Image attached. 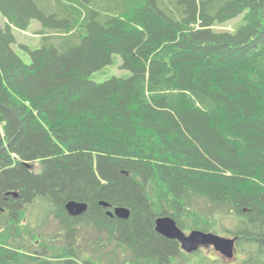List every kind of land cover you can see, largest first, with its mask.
Segmentation results:
<instances>
[{
  "label": "trees",
  "instance_id": "1",
  "mask_svg": "<svg viewBox=\"0 0 264 264\" xmlns=\"http://www.w3.org/2000/svg\"><path fill=\"white\" fill-rule=\"evenodd\" d=\"M0 264H264V0H0Z\"/></svg>",
  "mask_w": 264,
  "mask_h": 264
},
{
  "label": "water",
  "instance_id": "2",
  "mask_svg": "<svg viewBox=\"0 0 264 264\" xmlns=\"http://www.w3.org/2000/svg\"><path fill=\"white\" fill-rule=\"evenodd\" d=\"M103 207H108L106 202H100ZM87 206L84 203L69 201L65 204V210L70 216H79L85 212ZM108 216H115L120 219H127L129 210L123 207L114 208L113 212L108 211ZM155 230L163 237L176 240L181 247L187 252H193L200 247L208 245L219 246L226 244L231 251L232 242L225 238L219 237L212 233H204L201 231H191L188 234L182 232L170 217H159L155 222Z\"/></svg>",
  "mask_w": 264,
  "mask_h": 264
},
{
  "label": "rangeland",
  "instance_id": "3",
  "mask_svg": "<svg viewBox=\"0 0 264 264\" xmlns=\"http://www.w3.org/2000/svg\"><path fill=\"white\" fill-rule=\"evenodd\" d=\"M238 19L230 20L224 24H221L216 27V29L221 30V31H231L237 22ZM39 24L37 22H32L30 24V27L28 28L27 31L24 32H18L15 31L16 39L18 43L25 44V45H31L34 46L37 41H38V36L35 34V31L38 30ZM119 63V61H118ZM117 63V64H118ZM122 73V70L118 68L117 65L115 66H110L108 68L107 76H118ZM223 237H226L222 234ZM221 237V235H220ZM200 251L204 252V254L210 256L211 258H218L222 263H230L233 259L230 255L229 248L227 247L226 244H223L222 246H213V245H208L205 247H202Z\"/></svg>",
  "mask_w": 264,
  "mask_h": 264
},
{
  "label": "bare ground",
  "instance_id": "4",
  "mask_svg": "<svg viewBox=\"0 0 264 264\" xmlns=\"http://www.w3.org/2000/svg\"><path fill=\"white\" fill-rule=\"evenodd\" d=\"M201 248V247H200Z\"/></svg>",
  "mask_w": 264,
  "mask_h": 264
}]
</instances>
